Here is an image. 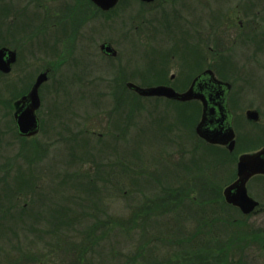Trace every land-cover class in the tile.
<instances>
[{
  "label": "rangeland",
  "instance_id": "obj_1",
  "mask_svg": "<svg viewBox=\"0 0 264 264\" xmlns=\"http://www.w3.org/2000/svg\"><path fill=\"white\" fill-rule=\"evenodd\" d=\"M75 1L0 0V45L18 51L10 98L50 69L43 101L72 117L67 138L63 125L60 135L41 131L46 158L33 139L0 136V264H264V217L219 197L225 165L199 146L198 111L125 84L155 86L174 73L185 89L222 19L211 7L232 10V32L264 36V0H120L102 20L86 4L88 26L77 32L65 19ZM105 41L118 55L101 50ZM243 47L227 58L209 51L211 63L232 82L234 104L264 111V49Z\"/></svg>",
  "mask_w": 264,
  "mask_h": 264
},
{
  "label": "flooded vegetation",
  "instance_id": "obj_2",
  "mask_svg": "<svg viewBox=\"0 0 264 264\" xmlns=\"http://www.w3.org/2000/svg\"><path fill=\"white\" fill-rule=\"evenodd\" d=\"M77 1V2H76ZM75 4L71 6V10L68 13L67 22L73 20L74 28H76V32L80 30H84L86 26H88V8L86 4H94L95 7H97L98 16L100 19H104L105 16L111 12H113L120 3V0L118 3L110 8V9H104L98 4H96L93 0H76ZM142 3L146 4H153L156 0H141ZM219 8V12L221 13L222 19L214 24H212V29L215 33H209L207 35L206 41L204 40L203 50L206 52V62L204 63L205 66L203 69L200 67L201 62L198 60L199 64L196 65L197 73L192 75L187 80V86L184 87L185 89H178L179 86L177 83L180 82L179 79L176 78V74H171L170 78L165 81L159 82L158 85H166L171 86L175 89H177L179 92H185L190 87H193L197 93H202L207 101V119H206V127L211 130L210 139L202 136L199 128L200 124L203 121V117L205 114V106L204 101L201 98H193L190 100H178V99H172L165 96H144V97H156V98H163L168 101H173L178 104L183 105L186 109V107L195 108L198 111V117L197 121L195 123V137L197 138V142L199 146L207 147L212 151V156L216 158L217 155L222 161L220 163H224V175L227 176V182L225 183V187L222 191L219 192V197H221V200H225L228 205L233 206L237 211L241 212L243 216L245 217H252L257 214H261L264 217V154L260 155V164L261 171L258 173H255L251 175L247 181H246V190L247 194L253 198L255 201H257L256 207L249 212L248 214L243 212L242 209L234 205L226 200L225 196V189L234 184L239 179V161L240 157L244 154H255L260 153L264 150V111L263 107L260 105L251 106L253 104H250L249 107H243L244 102H240L238 105V102L233 103L231 100V94L233 91V84L229 80H226L225 76H220L216 72V68L213 67L217 66V64L211 63V53H214L216 57L220 56L226 58L228 56L234 55V53H237L238 48L239 52L241 51V54H243L242 50L244 49V45L252 46L253 49H264V36L261 35H253L251 33H248L246 30L244 32H232L233 29H235L233 25L234 13L228 6H226L224 3L220 4H214L211 7V10H216ZM212 12V11H211ZM73 14L71 18H69L70 14ZM238 23L240 27L244 25V19L241 16H238ZM237 17V18H238ZM98 19V20H100ZM100 20V21H101ZM72 22V21H71ZM213 22V21H212ZM72 24V23H71ZM72 24V27H73ZM71 26V25H70ZM220 26H225L227 32L223 33H216L215 29H218ZM201 26H197V34H201L202 31L200 30ZM198 36V35H197ZM196 36V37H197ZM204 38V39H205ZM72 39V37H71ZM256 41V43H255ZM72 45V43L70 44ZM111 46L112 49L115 50V54H112L111 52L108 53L106 47L104 46ZM7 47L12 50L16 51V61L12 63L11 70L6 72L0 69V136L4 134H8L10 130L14 132L16 135H18L19 139L25 142V140L33 139L34 145L36 146V150L39 151L41 154L40 158H46L45 151L41 152L40 148L44 147V149H47V147L50 145V142L47 141V143L41 142L39 135L42 130L45 129V127H50L49 131L55 130L60 135V130L58 129L62 127L65 128V137L68 136L71 131L70 128V121L71 116L69 115V111L65 112L64 114V123L61 115L56 113L54 114V106L55 104H50L49 106L46 105V102L43 101L42 94L40 92L41 87L39 88V97H40V103L38 108L35 110V115L37 118V131L32 135H24L20 133V129L17 122V115L25 110L29 103L26 99L27 94L31 91L34 83L30 86V88L24 86L20 87V90L16 92L17 95L16 98H10L9 96V75L14 71V65L18 61V51L14 48H11L7 45V43H1L0 48ZM105 49H104V48ZM208 49V51H207ZM101 50L107 54H111L112 56L118 55V51L113 47V43L111 41H105L101 44ZM261 53V52H260ZM259 53V54H260ZM244 56V55H243ZM259 57V56H258ZM8 58V57H6ZM197 58V57H195ZM231 60V58H230ZM220 64H225L220 62ZM227 67V65L225 64ZM163 68V67H162ZM223 69L224 67L221 66ZM218 70V69H217ZM46 72H48V76L50 74V69H46ZM121 73L128 75L125 70H120ZM134 73L136 70H132ZM132 81H127L125 84H128ZM135 83V82H133ZM137 84V83H135ZM176 84V85H175ZM140 86H143L141 84H138ZM152 86V85H151ZM129 87V86H128ZM16 91V90H14ZM13 99V100H12ZM251 103V102H250ZM99 104V102H98ZM187 105V106H186ZM239 106V107H238ZM44 107V108H43ZM189 108V109H190ZM250 111H255L254 115L251 116ZM55 119V122L57 120V123L53 124V120ZM58 127V128H57ZM95 133V131H93ZM92 132V133H93ZM102 133H99L101 135ZM67 138V137H66ZM65 140H68L66 139ZM37 140V141H36ZM215 140V141H213ZM62 141V140H61ZM217 141V142H216ZM69 145V144H68ZM53 146V145H52ZM43 149V150H44ZM50 156V155H49ZM220 161V160H218ZM217 161V162H218ZM8 162V161H7ZM171 176V175H170ZM174 177V176H173ZM171 177L168 179L170 182ZM215 177L211 176V186L213 189L212 196L214 194V197H212L210 200L213 199L212 205L215 203V199L217 198L218 192L216 190L215 186ZM171 183V182H170ZM217 184V181H216ZM233 194L237 193L236 189H233ZM6 194L5 192L2 193V195ZM210 203V201H209ZM215 210V209H213ZM264 221V218H263ZM259 231L260 234V240L264 243V224L260 225L259 228L256 230ZM264 251V245L260 247V250ZM263 262H264V255L262 253Z\"/></svg>",
  "mask_w": 264,
  "mask_h": 264
},
{
  "label": "water",
  "instance_id": "obj_3",
  "mask_svg": "<svg viewBox=\"0 0 264 264\" xmlns=\"http://www.w3.org/2000/svg\"><path fill=\"white\" fill-rule=\"evenodd\" d=\"M96 4L104 9H110L114 7L119 0H93ZM108 53L115 54V50L112 47L104 46ZM103 47V48H104ZM105 49V48H104ZM8 57V58H6ZM16 61V51L7 47L0 48V69L3 71H10L11 65ZM48 79V72H42L37 77L32 90L27 94L26 99L28 100V107L21 111L17 115V122L20 129V133L24 135H32L37 131V118L35 115V110L38 108L40 103L39 97V87L43 82ZM129 88L135 90L142 96H165L172 99L178 100H190L193 98H201L204 101L205 114L203 121L200 124V132L202 136L210 139L211 130H209L206 125L207 119V101L202 93H197L193 87H190L185 92H179L177 89L166 86V85H155V86H140L133 82L128 84ZM255 111H250L251 116H253ZM255 116V115H254ZM215 141V140H213ZM217 142V141H216ZM264 154V150L260 153L255 154H244L240 157L239 161V179L232 185L225 189L226 200L234 205L239 206L245 213L251 212L257 205V201L251 198L247 194L246 181L247 179L260 172L262 169L260 164V155ZM233 189H236L237 193L233 194Z\"/></svg>",
  "mask_w": 264,
  "mask_h": 264
},
{
  "label": "trees",
  "instance_id": "obj_4",
  "mask_svg": "<svg viewBox=\"0 0 264 264\" xmlns=\"http://www.w3.org/2000/svg\"><path fill=\"white\" fill-rule=\"evenodd\" d=\"M83 197H85L84 195H81V196H79L78 198H81V199H84ZM77 198V197H76Z\"/></svg>",
  "mask_w": 264,
  "mask_h": 264
}]
</instances>
